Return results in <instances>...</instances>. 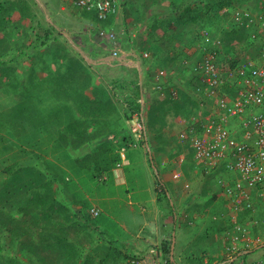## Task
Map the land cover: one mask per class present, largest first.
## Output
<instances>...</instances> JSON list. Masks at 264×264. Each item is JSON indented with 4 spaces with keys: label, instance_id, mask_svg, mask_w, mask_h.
Here are the masks:
<instances>
[{
    "label": "trees",
    "instance_id": "16d2710c",
    "mask_svg": "<svg viewBox=\"0 0 264 264\" xmlns=\"http://www.w3.org/2000/svg\"><path fill=\"white\" fill-rule=\"evenodd\" d=\"M169 3L171 10L168 11L167 16H164V14L157 15V18L160 19L158 21L160 27L155 30L159 39L148 40L152 49L153 45L159 46V41H161L163 46L161 45L162 48L157 50L161 59L157 62L162 64L163 67L159 70L164 71L166 75L170 69L176 67L179 61L187 60L191 64V61H195V59L196 61L201 60L199 51L187 52L188 48L192 46L196 47L201 44L200 46L203 48V45H205L206 52H216L219 62L221 61L220 65L227 68L228 65H226V61L221 60L222 57L229 58L230 52L236 50L237 46H242L246 51L247 48L253 45L254 39L258 37L254 24L246 28L233 19L234 13L238 10L254 14L257 9L256 0H191L187 3L185 0H179V2L170 0ZM191 4H194L195 7L192 8ZM15 6H17L16 9L23 19H34L28 4L20 0L10 1L7 6H4L3 0H0V15L14 12ZM178 8H181V10H177ZM211 8L212 17L208 13ZM81 10L82 16L91 22L94 30H112L113 27L115 28V15L110 14L105 19H99L96 11ZM199 13H201L202 19L201 17L198 18ZM257 13L264 14L261 11ZM35 25L40 30V34L36 35L28 50L32 52H39V49L51 51L49 52L51 58L45 63L50 62L53 65L52 68L57 70L55 82L60 87L59 101L66 104L67 109L62 111L56 106L57 96L51 89L52 85L56 83L50 80H53V78H50L53 70L45 68L46 75L43 79L29 80L30 85L25 92V99L20 103V106L16 107V110H12V113L7 114V122H10L9 118L11 117V126L13 127L9 126L11 133L8 134L9 131H6L7 135L14 137L13 140L17 144L19 143V146L23 145V148L20 147L19 149L20 155L16 154L10 157L12 162L6 168L7 173L14 174L15 170L20 172L18 180L20 182L11 188V193H6L5 196L0 197V228L5 229V232H8L12 239H18V249L26 250L28 260L24 264H92L93 261H91L89 253L86 252V246H90L91 253L98 255L99 245L91 243L90 234L87 232L91 231L93 226L98 227L99 223L89 216L88 199L105 195L103 192L105 185L109 186L111 181L114 180L112 169L122 166L123 161H128V164L122 166V169H125L124 173L129 180V174L133 168L139 172L140 167L135 162L137 159L133 153L136 150L138 138L131 131L129 122L131 125L134 116L141 120L143 111L140 102L141 91L137 81H133L128 77H118L108 84L110 92L108 96H103L96 90L92 91L90 96L86 95L84 92L87 88V78H80L76 74L78 69L81 70L80 72H85L84 63L79 61L77 56H74L73 51L65 46L63 43L65 39L62 38L61 33L56 32L54 26L46 25L43 29L37 23ZM170 25L177 29L175 33L173 31L174 34L167 33ZM22 27L21 24L19 27L16 26L20 30ZM23 30L31 32L30 29L28 31L25 27L22 28ZM253 35H255L254 38ZM12 38V36H0V40L7 41L5 49L12 52L13 57L8 62H15L21 56L26 57L25 54L21 55L22 47L25 48V46L18 45L17 41H13L14 38ZM206 39H209V41H206ZM176 40L182 43L176 46L174 44ZM164 41H166V44H163ZM58 42H60L59 45ZM216 43H218V46H216ZM263 45L264 42H262L260 48ZM172 47L174 48V54L168 55L165 53ZM162 51L165 52L162 53ZM0 56L3 57V55ZM38 61L33 64L39 65L43 62ZM190 68H192V65H190ZM4 76L5 79L9 78L7 72ZM155 76L156 74L151 75V79H153L152 90L155 84L159 83L162 87L161 92L165 97L170 96L171 90L164 88L169 82V78L167 81L165 80L166 76L154 80ZM49 83L52 84L50 87H48ZM132 85L133 89L130 88ZM197 86H201V84L198 83ZM197 86L195 85V88H193L196 94L199 95L197 97H191L187 100L189 97L181 92L179 102L169 99L171 103H168V107L159 106L158 109H155L152 105L150 109L148 108L146 118L149 125H153L152 119L153 116H156V112H164L165 115L167 113L173 114L176 117V115H179L177 113H181V108L185 103L194 108H199L198 103L200 102L201 104H211L212 99L205 98ZM231 91L232 89L227 86L222 92L229 93ZM159 99L161 100H158V102L163 100L162 98ZM117 104L121 107L119 108ZM199 111L201 115L206 113L203 107H200ZM162 115L160 114L159 117H162ZM120 118H124L125 123ZM17 126L20 127V131L16 128ZM196 128L195 131L200 130L199 125ZM109 135L119 137L118 142L113 144L111 141H105ZM6 140L9 139L4 135H0V157L8 150V147L4 145ZM92 143L95 146L91 145ZM182 147L186 150V160L190 165V170L187 164L183 172L189 176L195 167H199L196 168L198 173L199 169L203 170L205 166L195 159L194 151L188 144L183 143ZM81 149H85L86 152H81ZM74 152H77L78 155H74ZM121 152L124 159L121 158ZM50 156L52 159H47ZM206 171L208 170L206 169ZM209 171L219 173L215 175L217 181L224 176V172L220 173L216 169H209ZM156 173L154 175L156 200L161 202L162 199H166L165 202H169L167 189ZM102 175H106L105 179ZM54 185L57 187L55 189L61 192L59 193L60 197L56 196L55 193L53 197L51 191L54 190ZM33 190L39 191H35L33 197L27 198L30 191ZM70 192L71 194L75 193V197L71 198L74 199L73 203L79 206L77 210L68 207L63 201L65 198L62 194L69 197ZM20 194H22V197H20ZM15 196L18 201L13 203V199L9 198ZM101 204L104 205L103 202ZM18 208L26 214L33 212L40 215L43 226L35 232L34 229L31 231L29 227L24 226V221L15 220L14 226L8 228L12 218L10 214ZM256 208L261 210L257 202L254 203L253 208L242 210V215L238 217L237 221L239 223L241 220L243 222L241 226L245 229L248 227L247 223L249 225L254 223L253 225H257L255 226L256 229L264 232L261 219H258L254 213ZM172 215L174 217L173 212ZM68 225L67 229L66 226ZM70 229L74 230V233L72 232L74 236L69 234ZM2 232L4 230L0 231V233ZM94 232L100 236V241L109 245L105 247L109 255L112 256L111 259L114 264L123 262L139 264L142 253L136 252L138 251L136 250L138 249L137 245L130 235L124 236V239H116L113 236L114 238L111 240L103 236L104 233H107L106 229L102 231L103 234L100 231ZM25 235L30 237L29 240L21 241L19 238ZM237 240L239 241L240 237H236ZM167 244L166 239L160 252L162 258L170 254L169 244L171 243ZM263 248L264 246L260 247L259 245L251 249L243 247L238 249L235 255L239 254L240 256L238 259H241V263H238L247 264L246 256ZM48 251L51 256L47 254ZM1 253L3 252H0V264H4L5 259L2 258ZM62 257L65 258V261H61ZM99 260L100 264H111L107 261V257L100 256ZM225 261L227 259H221V262ZM167 264L176 263L167 259Z\"/></svg>",
    "mask_w": 264,
    "mask_h": 264
},
{
    "label": "rangeland",
    "instance_id": "374dc122",
    "mask_svg": "<svg viewBox=\"0 0 264 264\" xmlns=\"http://www.w3.org/2000/svg\"><path fill=\"white\" fill-rule=\"evenodd\" d=\"M10 1H16V0H3L4 6L9 5ZM20 1H23L26 4H28L30 10H32L33 13V17H34L33 20H26L25 18L23 19L19 15L16 9L17 6L14 7L15 9L14 12L6 13L3 16L0 15V36L1 35H4L5 37L12 36L14 38L13 41H17L18 45L25 46V48L21 46L23 49L21 55L23 54L26 55V57L23 56L18 57V59L15 62H8L9 59L13 57L12 52L10 51L8 52L7 49H5L7 45V41L0 40V53H2L0 55H3V57L0 56V135H4L10 140V141L6 140L4 142V145L8 147V150L7 152H5V154L3 155L1 154L2 157H0V197L5 196L6 193H11V188L13 186H16L20 182L18 181L20 172H16L15 170L14 174L7 173L6 168L12 162L10 160V157L12 155L19 154L20 147L23 148V145L20 144L21 146H19L18 145L19 143L17 144V142L13 140L14 137H10V135L9 136L7 135L6 131H9L8 134L11 133V129L9 128V126L13 128L11 126L12 124L11 117L9 118L10 122H7L8 119L7 114L12 113V110H16V107L20 106V103L23 101V99H25V92L30 85L29 80L34 81L37 79L39 80L43 79L44 75H46L45 68H47L48 70L51 68V70H53L52 76L50 77L53 78V80L52 79L50 80L54 81L53 83H56L55 78H56L57 70L56 69L54 70V68H52L53 65L50 62L45 63L46 61L50 60L51 55L49 52L51 51L47 49H39L40 50L39 52L36 51L32 52L31 50H28V47L32 45L31 43H33L34 38L40 32V30L37 28L35 24L37 23L38 25L42 26L43 29L46 25L54 26L56 32L61 33L62 38L65 39V41L63 40L65 46L73 51V53L75 54L74 56L75 57L77 56L79 61L84 63L86 68L85 72L84 71L80 72L81 70L78 69L76 74L80 78H87L86 81L87 88L84 92L86 95L90 96L92 94V91L96 90L99 94H102L103 96H108L110 93L108 89V84H110L112 80L118 78L119 75H121L120 67L118 66L116 67L114 63L113 64L114 66L110 67L109 69H107V67L105 69L100 68V62L104 61V58L103 60H101L100 57L105 56L109 51L111 53V50L113 49L116 50L118 54L121 52H126L129 49L128 48L129 46L132 45L134 47L136 45L137 42L136 39H138L139 41H143L145 43H148V40L150 41L152 39H156V40L159 39V36L157 35L155 30L156 28L158 29L160 27L158 24V21H160V19L157 18V15L164 14V16H167V14L169 13L168 11L171 10L169 3L170 0H120V2L122 3L118 11L120 14L118 12L115 14V17L118 16L119 14L120 19L119 22H116L117 24H115V28L113 27L112 30L109 29L94 30L91 22H89L90 25L86 26V28L80 23V19H84V17L82 16L83 15L82 10L73 4V0H20ZM190 1L191 0L189 1L185 0L186 3ZM132 3H134L135 6L134 8L130 7L132 6L131 5ZM137 5H139L138 9H136ZM191 7L194 8L195 5L191 4ZM177 10H181V8H178ZM208 13L211 16L212 8L208 11ZM199 17H201L202 19L201 13H199L198 18ZM162 18L164 17L162 16ZM20 24L23 27L27 28L28 31L30 29L31 32H25L24 30L23 32L22 31L23 27L21 28V30L19 28H16V26L19 27ZM101 30L105 32L108 31L115 33L116 35L115 45H113L111 42L105 39H102L99 36V31ZM176 30L177 29L176 28L174 29L173 25H170L167 33L170 32L174 34ZM164 40H166V38H164ZM206 41H209V39H206ZM59 43L60 42H58V45ZM180 43L182 42H178V40L174 41V44L176 46H178ZM163 44H166V41H164ZM161 45H162L161 41H159V46L153 45V49L155 51L160 50L162 48ZM196 48L197 47L192 46L188 48L187 52L191 53L192 50L199 51L201 53L200 58L202 59L207 53L205 45H203V48H201V46H199L198 49ZM199 49L202 50L200 51ZM235 49L236 50L230 52L229 58L222 57L221 59L222 61L224 60V62L226 61L225 63L226 65H228L227 67L229 66L235 67L237 66L236 64L240 65L246 60H248L244 58L246 52L242 46H237ZM168 52H173L174 54V48L173 47L170 48ZM147 54L148 56L146 57L142 56L143 59H145V65H148L150 62V54L149 53ZM109 56L113 57L112 54H109ZM250 58H251L250 60L253 59L256 60L257 55L254 56V58L253 57ZM38 60L43 61L42 64L39 65L33 64L35 61ZM184 61L187 62V60H183L181 62L183 63L182 65H185ZM199 61L200 60L196 61L195 59V61L194 60L191 61V65L195 66ZM150 66H152L151 62H150ZM188 69L186 67L183 69L181 68L178 69L177 67H175L170 69L169 72H167V75L169 74V76H171V78H173L175 81V83L174 81L173 83L171 82L172 85L174 86L179 85L180 87H182V88H178V91L177 90L175 91L173 88L172 90L173 92H171L170 96H168L170 100L179 102L180 101L179 94L181 92L185 93L189 97L187 100H189L191 97H197L198 94H196L193 88H195L194 87L196 85L195 82L197 84L199 83L198 82L199 78L194 76L195 73L193 72V67L191 69L192 71L191 75ZM5 72L9 74L8 79H5L4 76ZM154 74H156L155 69L154 70L148 69L146 70L145 78L147 79L150 78L151 80V75L153 76ZM129 77H130L129 79L136 81L138 77L136 70L135 72H133L132 69L131 73L129 74ZM187 84H189V86ZM50 85L52 84L49 83L48 87H50ZM130 88L133 89V85L130 86ZM51 89H53V92L57 96V101L55 102L56 106L58 107V109L65 111V109H67V105L62 104L59 101L60 87L56 83L52 85ZM152 92L156 93V96H154ZM142 94L143 96L145 95V104H143L144 109L142 111L143 113L142 119L143 118L146 119L148 112L147 110L148 108L150 109L149 103H156L157 99L162 98L164 100L166 97L161 92V90L154 91L150 88L148 89L145 88L142 91ZM151 94L153 95V97ZM198 98L200 99V97ZM169 99L164 102L171 103L169 102L170 101ZM117 105L119 106V108L121 107V105L119 104ZM198 106L204 107L203 105H201V102L198 103ZM199 108H194L193 106L188 105V103H185L184 106H182L181 108V113L180 112L177 113L179 115H176V117H174V115L171 114L172 118H177L176 123L179 126H181V128H179L178 130L179 132L189 131V129L195 131L197 129L196 126L199 125L198 121L201 120L206 115H208V111H206L208 109L205 110L206 113L204 115H201ZM33 111L36 112V110L34 109ZM142 121L144 123V124L142 123L144 127L145 120ZM232 124H236V123H232ZM131 126H132V121H131V125L129 122V127L133 132L132 130L133 126L132 127ZM16 128L18 129V131H20V127L17 126ZM178 131L176 132L177 137L174 140L179 141L183 146V143L179 139V134L181 132L179 133ZM118 138L109 136L108 138H106L105 141H111L113 144H116L118 142ZM145 141H146L145 137H143V139L141 138L139 142L137 141V147L135 149H140L139 151L143 150L144 152H142V154L145 155L147 158L146 147L144 146ZM14 143L17 145H15ZM91 145H94V143H92ZM80 151L86 152L85 149H81ZM180 153L186 156L185 149H179L178 154ZM178 154H176L175 156H177ZM47 159L50 160L52 159V157L50 156ZM170 159L172 158L170 157ZM170 161L171 160H169V162ZM178 161L180 165H183L184 163H187L188 160L183 161L182 159H179ZM170 164L172 166H176L171 162ZM187 164L190 170V165L189 163ZM154 165H155V160H154ZM118 168L121 169V167ZM158 168L159 171L162 172V170H160V167ZM196 168L199 167H195L189 176L185 174V172L181 171L180 178L179 177L175 178L173 176L174 173L173 174L171 173V178H173V180H177L180 183H182L181 179L182 181H187L186 183H183L184 185L178 184L180 188L183 187L182 191L185 190L186 191L182 195L181 190H179L178 193L180 194L178 195L180 196L178 195L177 197L174 196V200H173L174 207L172 208L171 212H173V214L177 216L175 222L178 224L179 222L182 221L181 225H184L182 228H180V233H182L181 236L184 238V241H189V244L191 243L194 244V246H196L194 247V249H199V250H194V252L192 251L191 252L192 254L185 252L184 255L185 264H239L238 262L241 263V259H238L240 256L239 254L235 256L238 249H241L242 247L246 249L247 248L251 249L259 245L260 247L264 246L263 245L264 232H261V230L256 229L255 226L257 225H253L254 223H250V225L247 223L248 227L247 229H245L244 227L241 226L243 225V222L241 220L238 223L240 229L237 231L234 230V219L231 218L233 212L228 202L225 201L222 189H220L219 187L220 185L218 184L217 178L215 176L216 174L218 175L219 173H216L214 171H209L207 167H204L203 170L199 169L198 170L199 173H198ZM206 169L208 171H206ZM129 175L130 178L133 177L132 182L134 181L136 183L137 182L142 183L143 177H141V175L138 174L137 169L133 168ZM120 181H122V179ZM140 187L141 186H139V189ZM55 188L57 187L54 185L53 188L54 190L51 191L53 193V197H54V193L56 194V196H59V193H61L59 192V190H56ZM109 188L110 186L105 185L103 190V192L107 195H110L113 190V187L112 190H110ZM120 190L121 188L119 187L117 193L121 192L120 194H122L129 192V190H126L125 192L123 189L121 191ZM35 191H39V190L30 191V195H28L27 198L33 197ZM40 192L43 193L41 190ZM20 195H21L20 197H22V194ZM62 195H64L65 200L63 199V201H65V204H67L68 207H72L73 210H77L79 208V206H76L75 203H73L74 199L71 198V197H75L74 196L75 193L71 194L70 192L69 197H66L65 194ZM121 198L125 199V196L121 195ZM132 198L133 200H135L134 196ZM9 199H13V203H15V201H18V198H16V196L11 197ZM165 200L162 199V201L157 202L156 205L157 207H159V210L161 211L165 210L166 212L163 211V213L167 214L168 218H170V212H168L169 210L168 202H165ZM123 202L124 204L120 202V200L105 201L103 205L107 209L105 213H103L102 211L104 208L102 209L98 207L95 201L89 202V212L91 211V209H96L99 212V215L97 217H92L91 214L90 216L97 223L100 224L101 222H104V220L106 223L108 219L104 217L106 215L109 216L110 214H112L111 216H113V218L119 220L120 222L119 226L117 227L122 228L121 226H123L122 229L129 230L127 226H124L126 224L123 219V216H121L122 207L126 205L128 207L127 212L132 214H139V212L142 210V207L138 206L137 208L134 207L133 204L130 205L128 202L126 203L125 201ZM257 209L258 208H256L254 213L257 215L258 219H261L262 217H264V209L261 210H257ZM147 210H148L147 214L148 213L150 214L151 209L147 208ZM144 211H146V208H144ZM241 215L242 212L237 213L236 219H238V217H240ZM10 216L12 218H11V224L8 225V228H12L14 226L15 220L24 221L25 223L24 226L29 227L31 231L32 229H34L35 232L37 231L38 228L43 226L41 223L42 222L41 218L39 217L40 215H37L36 213L33 212L26 214L24 211L19 210L18 208L15 209L10 214ZM112 222L116 226L115 220H113ZM172 222L174 221L172 220ZM120 224L122 225L120 226ZM101 226L103 227V229L105 228V226L103 225ZM67 227H69V225L66 226V228ZM99 227L100 226L98 227L93 226L92 230L87 232L90 234L91 243L93 245H97V244L99 245V249H98L99 256L97 254L91 253L89 250L90 246L88 245L86 246V252L87 254L89 253L88 255L91 256V261H93L91 262L92 264H100V260H99L100 256L107 257V261L111 264H114L111 259L112 256L109 255V252L106 249V247H108L109 245L103 243V241H100L99 239L100 236L94 232V231H100ZM1 230H4V232L0 233V248H1L0 252H3L1 253V256L3 259H5L4 264H24L28 260V255L26 253V250L18 249L17 248L19 244L18 239L17 240L12 239L11 235L8 232H5L6 231L5 229L0 228V231ZM106 230L107 233L104 234L102 231H100L102 232L104 238L106 239L112 240V238L114 237H116V239H119V236H121L117 231L114 233V231L109 230V228H106ZM133 230H134L133 232H135L134 228ZM69 231H70L69 234L71 236H74L73 234L74 230L70 229ZM127 234L129 233L127 232ZM135 234H137V232ZM193 237H195V239H193ZM236 237H240V240L236 241ZM29 238H30L29 236L25 235L19 239L21 241H26L29 240ZM167 243L168 244L171 243V238L167 240ZM169 245L171 249V244ZM159 253H160L159 251H156L157 255ZM47 254L51 256L49 254V251L47 252ZM169 255L167 256L165 255V258H162L160 256V264H163L162 263L163 261L169 259L168 257ZM221 259H227V261L221 262ZM61 261H65V258L62 257ZM121 264H128V263L123 262Z\"/></svg>",
    "mask_w": 264,
    "mask_h": 264
},
{
    "label": "built area",
    "instance_id": "2783aa9c",
    "mask_svg": "<svg viewBox=\"0 0 264 264\" xmlns=\"http://www.w3.org/2000/svg\"><path fill=\"white\" fill-rule=\"evenodd\" d=\"M73 4L96 11L99 19L115 15L121 6L120 0H73ZM233 19L246 28L254 24L264 30L262 13L254 15L238 10ZM99 36L113 45L116 43L112 32L101 30ZM113 56H117L115 51ZM193 72L201 84L199 91L212 103L201 104L208 109V115L198 121L200 130L183 131L179 139L188 144L195 159L205 167L224 172L217 182L233 212L231 218L237 231L240 229L237 213L253 208L256 202L264 209V45L256 60L248 59L235 67H222L217 53L208 52L193 66ZM163 76L159 71L156 78ZM227 86L232 91L222 92ZM161 88L156 83L153 90ZM143 129L137 119L132 130L138 139L142 138ZM121 158L124 159L123 153ZM90 214L97 217L99 212L91 209ZM261 225L264 229V217ZM162 263L167 264V260Z\"/></svg>",
    "mask_w": 264,
    "mask_h": 264
},
{
    "label": "crops",
    "instance_id": "0c3cea01",
    "mask_svg": "<svg viewBox=\"0 0 264 264\" xmlns=\"http://www.w3.org/2000/svg\"><path fill=\"white\" fill-rule=\"evenodd\" d=\"M174 1L179 2V0H173V2ZM256 2H257V9L256 11H254L255 12L254 14L260 11L264 12V0H256ZM131 5H132L130 6L131 8L135 7L134 3H132ZM138 7L139 5L136 6V9H138ZM155 7H158V6H155ZM119 14L118 16L114 18L115 24H117L116 22H119V19H120ZM80 23L83 26H85V28L86 26L90 25L89 21L86 19H80ZM254 27L257 29L258 37L254 39L255 42L252 43L253 45L247 48V50L245 51L246 52V54L244 55L245 59H251L250 57L254 58V56L258 55L259 51L261 50L260 46L262 45V42H264V30L258 29L255 25ZM136 41H137L136 45L134 47L132 45L129 46L128 47L129 49L126 52H121L118 54L116 50L113 49L111 50V53L109 51L105 56L100 57L101 60H103L104 58V61L100 62V68L105 69L107 67V69H109L110 67H113L114 66L113 64L115 63L116 67L117 66L120 67L121 75H119V77H128V78H130L129 74L131 73V70L133 69V72H135L136 70L138 74L136 81L141 91L140 102L142 106H144L143 104H145V95L143 96L142 91L145 88L152 89V84H153V79L150 80V78L148 79L145 78L146 70L155 69V71L157 72L159 71V68L163 66H161L162 64L157 62V60L161 59L160 54L158 53L159 51H155L154 49H152L151 44L149 42L145 43L143 41H139L138 39H136ZM200 45L198 44V46H196L197 47L196 49H198ZM147 50H149L150 52H147ZM114 51L117 53V56H113ZM164 52L165 51H162V53ZM147 53L150 54V62L152 66H150V62L148 65H145V59H143L142 56H144L145 54L148 56ZM165 53H167L168 55H172L171 53L173 52H165ZM109 54H112L113 57H110ZM181 62L182 61H179L176 67L178 69L180 68L183 69L185 67L188 69L189 67L188 70L191 75L192 68H190V65H191L190 62L188 63L184 61L185 65H182L183 63ZM168 78H169V82L165 85L164 88L171 90V92H173L172 91L173 88L175 91L176 90L178 91V88H182L179 85L178 86L172 85L174 79L171 78L169 74L168 76H166L165 80L167 81ZM154 80H157V78L154 77ZM147 81H148V84H147ZM187 83H188V80H187ZM187 85L189 86V84ZM152 94L156 96V93L152 92ZM168 99L169 98L166 97L161 102H158V100H161V99H157L156 103H149L150 107H152V105L155 109H158L159 106L168 107L169 106L168 103L164 102ZM142 109H144V107ZM174 111L172 112L174 113ZM160 114H163L162 117H159ZM155 115L156 116H153V119H152L154 122L152 126L149 125L147 118L146 119L145 118L142 119V117L140 118L142 123H143L142 120H145L144 137L146 141H145L144 146L146 147L147 158L145 155L142 154V152H144L143 150L139 151L140 149H136L135 151H133L137 159L136 162L139 164V167H140L138 174L141 175V177H143L142 183H139V182L136 183L134 181L132 182L133 177H131L130 180L127 178V176L124 173L125 169H122V166H125L128 164L127 163L128 161L125 160L121 163L122 165L120 166L121 169L119 168L112 169L114 180L111 181L109 185L110 190H112V187H113L112 193L110 195L105 194V195L95 196L93 199L90 197L88 200L89 202L95 201L98 207L102 209L104 208L102 210L103 213H105L107 209L101 203L102 202L104 203L107 200H115V201L120 200V202H122L123 204H124L123 201H125V203L128 202L130 205L133 204L134 207H137V208L138 206L142 207V210L139 212V214H132V213L127 212L128 207L126 205L122 207L121 216H123V219L126 224V225L124 224L123 225L127 226V228L130 231L126 229H122L123 228V226H121L122 224H120L122 228L117 227L119 226L120 222L119 220H116L115 218H113V216H111L112 214H110L109 216L106 215L107 217L106 216L104 217L108 219L106 223H105V220L104 222L100 223L101 225L105 226L104 229L99 224L100 231H104L106 228H109V230L114 231V233L117 231L119 235H121L119 236V239L120 238L124 239L123 235L124 236L130 235L132 237L133 242H135V244L137 245L138 249L136 250L138 251L136 252L142 253V257H141L142 259L140 260L139 264H160L161 253L157 255L156 251L161 252V248L166 239L168 240L169 238H171V245H172L173 235L175 239V242L173 244V261L176 264H185V260H184L185 252L192 254L191 253L192 251L194 252V250H199V249H194V247H196L194 246V244H191V243L189 244V241H184V238L181 236L182 233H180V228H182L184 225H181L182 221L177 224L175 222V220L177 219V216L174 215V219H173V216L171 215L172 214L171 210L174 207L173 206L174 196L177 197V195L180 194L178 193L179 190H181L182 195L186 191V190L182 191L183 187L180 188L179 185H184L183 183H186L187 181H182L181 179L182 183H180L179 181L173 180V178H171V173L179 174L177 178L178 177L180 178V172L181 171L183 172L184 168L187 166V163H184L183 165L179 164L178 160L182 159L184 161L186 160V156L182 153L180 154L177 153L179 149H184V148L182 147V144L179 141L174 140L177 137L176 132L179 130V128H181V126H179L176 123L177 118H172L171 114L167 113V115H165L164 112L163 113L156 112ZM137 119L138 118H136L135 116L133 117L132 126H134ZM120 120L125 123L124 118H120ZM109 136L115 137L114 135H109ZM115 151L117 152V150ZM176 153L178 154L177 156H175ZM74 155H78V153L74 152ZM170 157H172V159H170ZM154 160H155V165H154ZM169 160H171L170 162L176 166H172ZM158 167H160V170H162V172L159 171ZM155 173L159 176L160 180L164 183L167 189V192H168V196L169 194L171 196V197L169 196L170 200L168 202V206H169L168 212H170V218H168L167 214L163 213V211L166 212L165 210L163 211L159 210V207H157L156 205L157 193L155 192V189H156L155 179H154ZM102 177L105 178L106 175H102ZM121 179L122 181H120ZM139 186H141L140 189H139ZM119 187L121 188V190L123 189L124 192L126 190H129V192L122 193V194H120L121 192L117 193V190ZM121 195H124L125 199L121 198ZM133 196L135 200H133L132 198ZM144 208H146V211H144ZM147 208L151 209L150 214L149 213L147 214L148 212ZM89 216H90V212H89ZM90 218L92 217L90 216ZM109 218L111 219V221ZM113 220H115L116 226L112 222ZM172 220L174 222H172ZM133 228L135 229V232H133L134 231ZM127 232L129 234H127ZM136 232L137 234H135ZM193 239H195V237H193ZM245 260L247 264H264V248L251 252L249 255L246 256Z\"/></svg>",
    "mask_w": 264,
    "mask_h": 264
},
{
    "label": "clouds",
    "instance_id": "9594fccd",
    "mask_svg": "<svg viewBox=\"0 0 264 264\" xmlns=\"http://www.w3.org/2000/svg\"><path fill=\"white\" fill-rule=\"evenodd\" d=\"M254 15H257V13L256 14H254ZM115 34V33H114ZM147 56V55H146ZM145 56V57H146ZM220 63V62H219ZM160 71V70H159ZM159 71H157L156 72V75H157V73L159 72ZM163 73H164V76L162 77V78H165V76H166V74H165V72L164 71H162ZM195 76V75H194ZM156 77V76H155ZM195 77H197V76H195ZM199 82V81H198ZM200 83V82H199ZM196 84V86H197V83H195ZM198 87V86H197ZM143 137H144V129H143V135H142V139H143ZM137 141H139L138 139H137ZM179 174H174V177L176 178L177 176H178ZM226 201V200H225ZM227 202V201H226ZM261 220H262V218H261ZM169 260H170V255H169ZM173 261V260H172Z\"/></svg>",
    "mask_w": 264,
    "mask_h": 264
},
{
    "label": "water",
    "instance_id": "95a60500",
    "mask_svg": "<svg viewBox=\"0 0 264 264\" xmlns=\"http://www.w3.org/2000/svg\"><path fill=\"white\" fill-rule=\"evenodd\" d=\"M175 242V239H174V235H173V238H172V245H171V249H170V258L171 260H173V244Z\"/></svg>",
    "mask_w": 264,
    "mask_h": 264
}]
</instances>
